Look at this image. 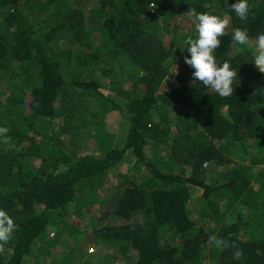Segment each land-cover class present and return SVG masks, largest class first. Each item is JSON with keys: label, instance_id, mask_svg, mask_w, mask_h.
I'll return each instance as SVG.
<instances>
[{"label": "trees", "instance_id": "trees-1", "mask_svg": "<svg viewBox=\"0 0 264 264\" xmlns=\"http://www.w3.org/2000/svg\"><path fill=\"white\" fill-rule=\"evenodd\" d=\"M248 4L241 21L224 0H0V208L16 225L0 264L68 248L76 264H264V73L250 63L264 0ZM203 12L228 20L215 54L237 69L230 97L179 48L196 22L183 34L178 16ZM114 109L128 123L115 141ZM84 133L106 138L101 155L61 138ZM86 236L96 252L76 245Z\"/></svg>", "mask_w": 264, "mask_h": 264}, {"label": "clouds", "instance_id": "clouds-1", "mask_svg": "<svg viewBox=\"0 0 264 264\" xmlns=\"http://www.w3.org/2000/svg\"><path fill=\"white\" fill-rule=\"evenodd\" d=\"M224 3L241 21L247 20L250 11L248 0H235L233 3L224 0ZM195 21V38L191 35L183 37V47H179L189 54L184 57V61L194 70L192 76L196 81L201 82L205 88L214 90L220 97H230L234 92L233 83L237 79V69L228 61H219L215 54L221 44L220 37L225 35L228 20L210 12H203L195 14ZM232 40L238 45L246 46L250 37L246 29L235 28ZM250 63L260 73H264V32L255 38V51ZM5 132L6 128H0V133ZM15 227L12 217L5 209L0 208V244L10 240ZM240 255L239 251L235 253L237 258Z\"/></svg>", "mask_w": 264, "mask_h": 264}, {"label": "rangeland", "instance_id": "rangeland-1", "mask_svg": "<svg viewBox=\"0 0 264 264\" xmlns=\"http://www.w3.org/2000/svg\"><path fill=\"white\" fill-rule=\"evenodd\" d=\"M178 18H179L178 19L179 20V23L183 25V29H182V30H184L183 34H187L188 33V29H190L191 27L193 28V24H194V22H196L195 19H194V17H193V14L192 13L191 14L184 13L183 16H178ZM169 39L170 38H166L167 41H169ZM126 66L127 65L123 62L122 57L119 58L118 61L115 64V68L117 70L124 69ZM172 72L173 73H176L177 71H175L173 69ZM81 73H82L81 74V77L83 79H86V80L90 79L92 81L99 80L100 79L102 82L105 83V87H107L109 85L108 79L102 77L100 75L99 70H96L94 72L95 75L93 77L91 76V78H89L88 69L82 71ZM118 77H119V79L122 80L123 84L126 85V83H125L126 82L125 81V77L124 76H121V75H118ZM168 78L170 79L171 76L168 77ZM168 84H169V80H167L164 83V85H163L162 88L163 89H166L168 87ZM125 89H127V88H125ZM106 93H108L107 89H106ZM173 115H175L174 112H173ZM106 117H107V119L105 120L106 127L109 130H111V132L113 131L112 132V138L115 141L118 138H120L121 134L124 133L125 129L128 127L127 118L124 117V116H122V114L119 112L118 109H114L112 111H109L108 112V115ZM45 118L43 120H45ZM62 122L63 121H61L60 119H55L53 121V123L56 124V125L57 124L58 125H61ZM36 124H37L39 130H41L42 132H44V133H51V130H52L51 129V124H49L48 122H46V121H40L39 119H37L36 120ZM66 137L67 136H65V135H62L61 136V138H63L65 140V142H66V144H67L68 147H74L75 154H78V153H94V154L101 155V152H102L103 148L104 147H107V145L105 143V141H107L106 138L105 139H102L101 138L100 140H97L96 141V140H94V138H96L97 136H94V135L89 134V133L82 134V136L80 137V140L75 138L76 145L69 138H66ZM136 179H138L137 180L138 182H141V178H136ZM207 179H209V178H207ZM80 228L84 229L85 228V225H83V223H81ZM54 230L55 229H52L51 235H53L55 233ZM81 237L83 238V235ZM86 239H87L88 246H87V243L84 245V243H83V241L81 239L78 240V242H77L76 245H78V246L79 245L84 246L85 247L84 249L87 252H89V250H91V248L94 247V244L90 240L89 236H86ZM89 243L92 244V245H90ZM41 247H42V245H40V244L37 245V246H35L34 249H33V253H37L39 250H41ZM65 248H66V246H65ZM82 250H83V248H82ZM71 251H73V250H71ZM71 251H70V248H68V249H66L64 251V253H60L59 255H58V253L57 254L55 253L54 256L48 255V252H47L44 255V256H47V258L44 259V260H42V262H38V260L36 258H34V257H27V258L24 259V261H23L22 264H57V263H60V261H65L66 259H68L70 261L69 264H76L77 263V261H76V254L72 253ZM94 252H96V251H94ZM99 258L100 257H93V258H91L92 264H100ZM106 261H107V263L109 261H111V262L114 261L115 264H121L120 262H117V259H112L110 257H108L106 259ZM78 262H80V261L78 260Z\"/></svg>", "mask_w": 264, "mask_h": 264}, {"label": "built area", "instance_id": "built-area-1", "mask_svg": "<svg viewBox=\"0 0 264 264\" xmlns=\"http://www.w3.org/2000/svg\"><path fill=\"white\" fill-rule=\"evenodd\" d=\"M93 248H91V250H89V253L91 254V253H93V251H94V249L92 250Z\"/></svg>", "mask_w": 264, "mask_h": 264}]
</instances>
